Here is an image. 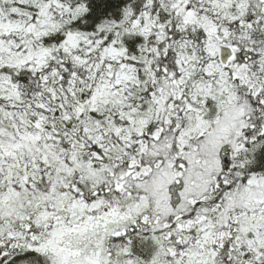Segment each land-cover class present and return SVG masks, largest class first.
<instances>
[{
    "label": "snow or ice",
    "instance_id": "1",
    "mask_svg": "<svg viewBox=\"0 0 264 264\" xmlns=\"http://www.w3.org/2000/svg\"><path fill=\"white\" fill-rule=\"evenodd\" d=\"M0 264H264V0H0Z\"/></svg>",
    "mask_w": 264,
    "mask_h": 264
}]
</instances>
